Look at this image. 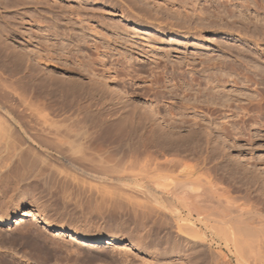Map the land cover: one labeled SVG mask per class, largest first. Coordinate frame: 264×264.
I'll use <instances>...</instances> for the list:
<instances>
[{
	"label": "rangeland",
	"instance_id": "1",
	"mask_svg": "<svg viewBox=\"0 0 264 264\" xmlns=\"http://www.w3.org/2000/svg\"><path fill=\"white\" fill-rule=\"evenodd\" d=\"M217 1L0 0V53L5 52L4 57L7 53L12 54V61L17 63V58H21L24 65L16 68L15 62L0 58V83H5L3 80L12 73L14 81L18 76L22 79V82L19 80L14 83L18 87L17 92H21L19 84L23 86L28 72V75L39 74L52 82L53 91H50L52 88H44L41 102V98H25L33 102H30L34 105L31 109L34 108L33 114H37L34 120L44 118L52 129L57 126L64 128L71 118L79 116V112L82 114V108L96 112V107L102 110L115 102L118 106L124 102L130 113L135 110L141 113L140 105L154 107L164 115L168 125L162 120H154L148 128H152L156 135L164 132L170 141L179 144L186 143L188 138L192 139V135L195 137V131L201 135V144L209 136V141H212L210 145L215 141L225 155L217 171L220 182H224L222 185L236 184L233 190L236 203L243 204L244 208L246 204L255 207L262 210L260 212L264 215V75L258 67H254L258 63L262 68L264 66V0H248V8L241 6L246 0H225L226 3L220 0L223 3L218 2L219 5ZM121 8L129 13L131 21L121 17ZM104 9L106 12H103ZM101 16H106L107 21ZM203 57L204 60L207 58L206 64L201 61ZM3 60L8 61L7 64ZM215 64L219 66L215 67ZM101 73L112 80H105ZM215 75L220 79L214 81ZM246 77L254 78L247 81ZM100 81H106V85L97 86ZM215 82L221 85L216 87ZM66 83L76 84L77 87L79 84V90L84 87L80 90L83 96L78 97L76 94L74 98L76 95L65 93L62 96L63 92L58 88L66 87ZM112 83L124 87L129 95H118L117 91L112 90ZM99 87L102 91L98 90ZM103 90H106L104 95H100ZM94 91L100 94H91ZM105 97L109 102L104 101ZM249 99L252 101L249 102ZM210 104L215 105L218 111L212 113L207 106ZM208 130L210 135H206ZM4 141L1 140L2 143ZM156 141L148 143L147 147L151 145L149 149L155 151L161 146L163 149L160 147V151H166L164 147L168 146ZM57 142L54 140V144ZM2 143L1 218L15 212L31 211L51 225L75 231L83 237L109 235L114 236L115 241L99 246L83 244V238L76 241L70 234L58 235L56 230L31 216L16 218L9 223L0 220V264L191 263L189 260L187 263V257H183L186 255L181 251L175 253L171 249L170 252L174 237L169 227L165 226L168 224L165 218L144 217L138 201H127L124 196L117 194L119 185H110L105 180L91 177L94 176L92 169L85 167L89 159L84 161L83 158L95 157L97 161L96 157L100 158V155L105 156L104 163L109 165L112 162L113 165L118 159L124 158L125 150L109 148L108 152L89 154V151L58 153L52 148H41L40 154L32 152L22 156L18 150L1 148ZM201 146L197 147L199 153ZM34 156L38 159L32 165L30 162ZM75 156L82 159L77 160ZM102 156L99 162L104 161ZM107 156L114 160L108 163ZM170 156L177 159L172 154L165 157L172 159ZM163 158L160 157V160L163 161ZM72 160L78 164H81L79 161L87 162L77 169L78 164ZM193 160L189 162L195 163L196 160ZM214 163L212 161L209 165ZM237 164L248 168L247 176H254L255 180L239 181V178L229 176L225 168L228 165L236 176V171H239L236 170ZM86 169L92 173L91 176L87 175L90 173ZM115 188L118 190L115 191ZM244 217L247 215H236V219ZM249 226L255 230L261 227L257 222L254 225L251 222ZM215 247L208 253L215 254L219 250ZM220 252L223 255L218 260L206 264H239L227 261L229 252L223 245Z\"/></svg>",
	"mask_w": 264,
	"mask_h": 264
},
{
	"label": "bare ground",
	"instance_id": "2",
	"mask_svg": "<svg viewBox=\"0 0 264 264\" xmlns=\"http://www.w3.org/2000/svg\"><path fill=\"white\" fill-rule=\"evenodd\" d=\"M227 1H225L224 3H226ZM252 1L255 2L254 0H252ZM218 2H221V1L219 0V1H217V3ZM248 2H250V1L246 0V3L244 2L246 5L242 2L241 6L242 7L245 6V8H248L249 4H250V3L247 4ZM221 3H223V2H221ZM256 3H257V1H256ZM218 5H219V3H218ZM218 7L219 6H217L216 8H218ZM104 11L106 12L105 9L103 10V12ZM184 12L187 13V11H184ZM128 14L129 13L124 8H121V17H123L126 21H131L132 19H130L128 17ZM243 14H242V16L241 15L240 16L243 17ZM217 15H218V13H217ZM217 15H216V17H217ZM186 16L190 17L189 15H186ZM222 16L225 17L224 15H222ZM102 17L103 16H101V18ZM228 17H229V15H228ZM105 18H106V16H105ZM106 19H105V21H107ZM214 19H213V21H214ZM209 20L211 21L212 18L210 19V17H209ZM220 20H222V18H220ZM105 21H103V23ZM213 21L211 23H213ZM215 21H217V20L215 19ZM105 24L106 23H104V25ZM116 25H118V24H116ZM119 26H120V24H119ZM111 28H113V27H111ZM114 29H117V28L114 27ZM102 35H103V33H102ZM93 46H95V45H93ZM5 49H7V48H5ZM1 53H2V51H1ZM4 53L1 54L2 55L0 57L1 59L5 58L6 60H9L11 62H15V61H12V59H11L12 54L10 55V53H7V54H5V57H4L3 56ZM199 58H201V56ZM204 58L205 57H203V59H201L202 62L204 61L203 64L207 60V58L205 60H204ZM17 59L18 60H16V59L15 60L19 61V63L15 62V67L19 68L22 66V60H21V58H17ZM208 60H210V59H208ZM3 62H4V60H3ZM5 62L4 63L7 64L8 61H5ZM212 63H216V62H212ZM203 64H202V66H203ZM211 64H209V65H211ZM216 64H218V63H216ZM216 64H215V67H218L219 65L216 66ZM258 64H260V63H258ZM258 64H255L254 67L255 68L258 67L259 68L258 70H260V73L264 75V69H263L264 66L262 68V66L261 65L258 66ZM213 65H212V67H213ZM11 66H13V65H11ZM207 66H208V64H207ZM12 68H14V67H12ZM208 68H209V66H208ZM5 69H6V67H5ZM87 69H89V68H87ZM218 69H217V71H218ZM7 70H8V68H7ZM26 70H27V68H26ZM198 72H199V70H198ZM28 73H27V76L24 77L27 80L23 81V83H22L23 86L22 85L20 86V84H19V88H21L20 89L21 92L20 91L17 92L18 87H16L14 85L15 81L21 80V82H22V79H19V76L14 81L12 79V73L11 74L9 73L8 78H5L3 80L5 83H3V84L0 83L1 84L0 85V143H2L1 142L2 139L3 140L5 139L4 143H2L3 146L1 148H3V147L7 148V149L10 148V149H13V151L18 150V152H20L19 154L20 155L22 154V156L27 154V153L30 154L32 152H38L39 153V150L41 148H43V149L52 148L55 151H57L58 153H64L66 151H74V150H78V151L83 152V153L84 152L86 153L89 151L88 152L89 154H91V153L93 154V152L96 153V152H101V151H103V152L107 151L108 152L109 148H116V149L125 150L124 154L125 155L127 154L126 157L124 155V158H120L121 160L120 159H118L119 161L116 160V161H118V162H116L117 164L113 163V165H112V162H111V164H109V165H111L112 167L111 166L109 167L108 164L104 163L105 162V159H104L105 156H102V155L99 156L100 158L96 157L98 159L97 161H96L95 157L94 158L92 157V159H95V160H92L89 156H88L89 158H83L84 161H85V159L86 160L89 159V160H87L88 164H89L90 160L92 161V162L90 161L91 163H93L95 161L94 164L90 163V165H88V164H86L87 161L84 162L86 165L84 163H82L83 161H79V163L85 165V167H87L89 169L90 168L92 169V171H93L92 173L94 176H91L92 173L89 172V169L88 170L86 169L87 173H90L87 175H89L91 177H95V179L98 178L102 181L105 180L108 183H110V185H119L120 191H119V193L117 192V194L124 196L127 199V201H128V199L131 202H132V200L138 201L139 206L141 205L140 207L142 208V210H140V211L144 217H151L152 218V217H156V216L158 217L159 216V217L165 218L167 220L165 222L168 223V224L166 223L168 226L167 225H165V226L167 228L169 227L168 229L174 237V239L168 237V239L174 240L173 244H170V245H173L172 247H169L170 246L169 243L167 244L168 247L170 248V252H171V249L173 252L175 250V253H176V251H178V252L181 251V253H184L186 255V256H183V257H187L186 261L189 260L191 262L190 264H193V263H195V264H206V262L218 260L221 257V255H223L220 252L222 250V245H223L229 252L228 259H227V261H229V262L235 261L239 264H243V263H246V264H264V215L260 212L262 210H259L255 207H252V206L247 205V204L245 205V208L242 207L243 204L242 205L237 204L236 199H235L236 197H234L235 195L233 194V190H235L234 187L236 184L230 183L228 186L222 185L224 182L223 183L220 182L221 180H220V177L217 176L218 175L217 171H218L219 166H221V164L225 158V155L222 152V150L219 149L218 144L215 141H214L213 145H210L212 143V141H209L210 140L208 138L209 136L205 137L206 140L203 142L204 145L200 143L201 142V140H200L201 135H199V133H197V131H195L196 132L195 137H193V135H192V137H191L192 139H189L188 137H187L188 140L185 139L187 144L185 142H183V144H179L177 142L170 141V139H168V136H166L167 134H164V132H161L160 134L156 135L152 128H148L150 122H152V121L154 122V120H162L163 123H166L168 125L167 120L163 117L164 115H161L159 113L160 111H157L154 107L152 108V107H148L146 105H140L141 111H143V112L138 113L140 111L137 112L135 110L136 112L133 111L132 113H130V110L125 108L128 105L126 106V104H123L124 103L123 100H121L123 103L120 102L123 105H120V103L118 102L119 103V106H118V105H116V102H115L112 105L110 104L109 106L103 107L105 109L102 108V110L100 108L96 107L95 108L96 112H92L93 111L92 109L91 110H85L88 108H84V109L82 108L81 110H83L82 111L83 115L80 114L81 112H79L77 114L79 116H76L73 119L71 118V120L68 121V124H66L64 126V128L60 127L61 128L60 129V128H58L59 126H57L54 129H52V128H50V124L49 123L47 124V121L44 118L34 120V116L37 114L34 115L33 114V113H35L34 112L35 110H33L34 108L31 109L33 102L30 99H29L30 101H28L26 99H28V98L39 99V98L43 97L42 95H43L44 88L50 89L54 85L52 82H49L47 80V78H45V77L43 78V77L38 76L39 74L38 75L37 74H35V75L29 74L28 75ZM102 74H103V77L105 80H107V81L112 80V79H110V77H108V76L106 77L105 73H101V75ZM212 74H214V73H212ZM215 76L214 77L216 79H214V81H217V79L219 77H217L218 75H215ZM99 77H100V75H99ZM21 78H23V77L21 76ZM195 78H197V77H195ZM246 79H247V81L252 80L251 77H246ZM212 80L213 79H211V82H212ZM193 81H194V79H193ZM257 81L258 80H256V83H257ZM63 83H65V81ZM91 83L94 84L95 80H94V83L93 82H91ZM103 83L104 82L101 83V81H100V83L97 82V86H98V84L102 85ZM105 83H106V81H105ZM190 84H192V82ZM215 84H216L215 85L216 87H217V85L219 86V84L221 85L220 82H219V84H218V82L217 83L215 82ZM112 85H113L112 90L114 89V91H117L118 95L119 94L123 95V96H125L126 94L129 95V93H127V91L124 89V87L122 88V87H120L114 83H112ZM58 86H57V88H58ZM91 86H93V85H91ZM79 88H80L79 84L77 87L76 84H70V85L68 84L67 85V83H66V87L60 86L58 88V90L63 92L62 96H65L66 94H71L72 96L78 94V97H79V95L82 97L83 93L80 90H83L84 87L83 88L81 87L82 89H80V90H79ZM95 88H93V90ZM104 88L105 87H102V89H104ZM213 88H215V87H213ZM213 88H212V90H213ZM98 90L102 91L101 87H99ZM50 91H53V88ZM104 91H106V90H103L102 94H100V92H98V91L97 92L94 91L91 94L98 93L100 95H104ZM214 91H215V89H214ZM54 92H55V90H54ZM56 92L58 94V91H56ZM64 93H65V95H64ZM114 93H116V92H114ZM215 93H217V92H215ZM28 94L30 95L29 97H27ZM188 96H189V94H188ZM76 97H77V95L74 96V98H76ZM69 98H70V96H69ZM83 98H85V97H83ZM41 100H42V98L39 99V102H41ZM107 100L108 99L105 97L104 101L109 102V100L108 101ZM250 100L252 101V99H249V102H250ZM49 101H48V103H49ZM128 101L129 100H127V102ZM30 102H32V103H30ZM106 102H105V104H106ZM51 103H52V101H51ZM47 105H49V104H47ZM207 106L212 113H213V111L215 112L217 110L216 109L217 107L215 105H214L215 108H214V106H211V104H210V106L209 105H207ZM71 107H73V106H71ZM201 107H203V105L200 106V108ZM195 108H198V107H195ZM35 109L37 111V107ZM48 109H49V107H48ZM218 109H220V108H218ZM56 110H57V108H56ZM41 113L42 112H40V114ZM171 114H173V113L171 112ZM169 124H171V123H169ZM60 126H61V124H60ZM209 133L210 132L208 130L206 135ZM162 134H163V136H162ZM197 134L199 135V137L197 136ZM9 138L12 140H8ZM53 139L55 141H58V142L54 144ZM62 139H65V140H62ZM156 140H158L159 143L161 142L163 144H166L168 147H164V148H167L168 150L166 149V151L165 150L160 151V149L162 148L160 146L161 148L159 147L158 150L151 151L149 149L151 147V145H148V146H150L148 148L147 144L150 142L155 143ZM199 144H200V146L201 145L203 146V147L201 146L202 148H201L200 153L197 149V147H200V146H198ZM154 146H156V145H154ZM103 152H101V153H103ZM122 152H124V151H122ZM13 153H15V152H13ZM83 153H82V155H84ZM167 154L174 155V158L177 156L176 157L177 159L175 160L171 156L170 157L172 159H170V158L167 159L168 157H165ZM65 155H67V154L65 153ZM22 156L20 158L21 160L23 158ZM101 156L104 159L103 162H99L101 160ZM107 157L109 158V156H107ZM160 157L161 158L164 157L163 158L164 160L161 161L162 159L160 160ZM24 158H25V156H24ZM33 158L31 159V162H30V160L27 159L30 163H32V165L36 164L35 159L37 158V156L36 157L34 156ZM75 158H76V156H75ZM25 159H24V161H25ZM79 159H82V158H79ZM79 159H77V160H79ZM21 160H19V161H21ZM108 160H107V162L109 163L110 160L113 161L114 159L112 160L109 158ZM189 160H193V161L196 160V162L190 163ZM212 161L213 162L215 161L216 163L209 165ZM73 162L75 164L77 163V162H75V160ZM96 162H99L100 164H96ZM75 164H73V165H75ZM81 164H78V166L76 165L77 167L76 166H74V167H76L78 169L82 166ZM79 165H81V166L79 167ZM36 168H37V166H36ZM229 168L230 167L227 165V167L225 168V171L228 173L229 176L234 177V179L239 178V179H237L239 181L244 179V180H248V182L250 179L252 181L255 180L254 176L251 178H249L247 176L248 175L247 174L248 168H246L245 166L238 165V164L236 165V170H239V171H236V176H234L235 174ZM31 169L32 168H30V170ZM108 183H106V184H108ZM119 186H117V187H119ZM116 190H118V189L115 188V191ZM109 195H110V193H109ZM119 200H120V198H119ZM132 210H134V209H132ZM134 211H136V210H134ZM21 212H24V213H21ZM21 212H18V213L15 212L14 214L9 215L5 218L0 217V220L5 222V223H9V222H12L13 220H15L16 218L21 219V218L26 217V216H31V217H33L34 220L43 222V223L47 224L49 227H51L52 229L56 230L58 235L70 234V237L76 241H80L79 238H83V244L99 246V245L106 243V242L112 243L115 241L114 236H109V235L108 236H95V237L94 236H84L83 237L75 231H71V230H68L65 228H61V227L59 228V227H56L55 225H51L50 223H48L43 217H41L37 213H32L31 211H21ZM236 215L237 216L247 215V217L246 218L244 217V219H240V218L236 219ZM248 220L252 222V225H254V223L257 222V224H260L261 227L258 230H255V228L252 229V227L249 226V224L251 222H249V224L247 223ZM152 222H153V220H152ZM237 224H239V225H237ZM180 237L182 238V240L180 239ZM159 242H160V240H159ZM158 244L160 245V243H158ZM214 247L216 248V250L218 247L219 250L215 251V254L214 253H208V252H212ZM164 248H166V247H164ZM167 249L168 248H166V250ZM189 261H187V263Z\"/></svg>",
	"mask_w": 264,
	"mask_h": 264
}]
</instances>
